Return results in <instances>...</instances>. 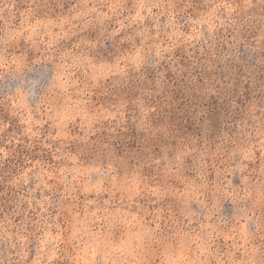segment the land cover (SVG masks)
<instances>
[{"label": "rangeland", "instance_id": "374dc122", "mask_svg": "<svg viewBox=\"0 0 264 264\" xmlns=\"http://www.w3.org/2000/svg\"><path fill=\"white\" fill-rule=\"evenodd\" d=\"M0 264H264V0H0Z\"/></svg>", "mask_w": 264, "mask_h": 264}]
</instances>
